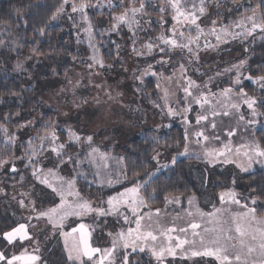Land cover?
<instances>
[{
  "label": "rangeland",
  "instance_id": "rangeland-1",
  "mask_svg": "<svg viewBox=\"0 0 264 264\" xmlns=\"http://www.w3.org/2000/svg\"><path fill=\"white\" fill-rule=\"evenodd\" d=\"M97 2L98 0H91L89 3L97 5ZM111 2L112 7H109L108 0H99V4L102 6L86 9L89 19L90 11L101 12L102 20L99 21L98 25L104 31L105 34L103 35L110 40L108 43L96 39L94 27L92 36L89 37L83 30L87 24L82 20L80 12L73 13L71 11V3L66 4L64 6L65 11L53 20V24H61L68 30V33H72L74 43L79 46L82 45L85 52L83 64H76L68 75L61 79H52L49 83L40 85L38 89V94L45 106L56 113V134L59 137L58 143L65 144L64 155L58 158L55 153L49 152L48 149L55 145L48 141H43V149L40 147L42 142L37 137L44 135L45 129H42L50 125L36 130L35 124L30 123L20 126L14 132H2L3 141L9 146L12 153L7 159L10 163L0 167V207L8 211L7 213H10L18 224H28V230L32 236L29 241L11 245L3 239V235L0 236V251H3L9 258L14 254L19 255L25 248L29 252L38 248L39 251L35 254L41 256L40 264H58L59 258L73 264L72 261L68 260L65 238L61 232H68L71 228L83 223L88 226L91 233L90 242L92 246L105 249L112 247L113 238L117 233L120 231L127 232L129 227L134 228V222L126 223L123 218L124 215H128L130 221H134L132 214L125 211L124 208H120L118 214L99 215L90 213L82 217H68L63 221V228L57 226L54 229L46 219H36V216L39 211H44L58 204L59 197L46 185L40 184L32 172L33 167H43L44 172L52 169L58 177L74 180L75 189L80 192V195L90 201L93 207H102L107 213L109 197H104L102 193L121 186L122 189L113 195L116 196L125 188L132 186L125 177L122 149L126 147L131 138L138 137L147 129L164 133L172 127H179L182 129L184 137L186 130L189 136V139L185 140V145L187 144L188 147L187 155H180L184 153L185 146L176 155H167L163 151L157 152L159 153L158 156L157 153L154 155L156 159H153V173L155 174L152 175V178L179 160L194 159L188 164L187 174L197 192L188 197L177 196L180 198V203L166 204L165 202L164 207L160 208L162 210L160 217L153 216L154 221L159 219L161 227L166 228L172 225L187 227L189 222H196L202 225V228L198 230L202 231L203 227L210 225L207 224L208 218L206 216L202 218L197 213V208L203 213L213 212L217 208L228 209L232 213H237L246 211L241 205L247 204L249 208L255 207L251 203L252 197L248 193L247 185L243 182V177L256 170L264 169V164L253 162L251 168L242 171L238 164L247 166V159L242 154L243 149L240 156L232 155L229 157L236 163L225 164L222 159L215 163H209L203 157L204 147L202 144L196 143L194 133L203 127L206 135L220 136L219 141H212L207 147L220 149L230 140V146L235 150L239 145L251 144L253 141L259 142L256 133L264 130V116L257 115L253 118L246 106L242 105L241 112L245 115V121L238 123L234 114L231 117H217L218 127L214 131L204 122L197 125L196 116L204 112V109L193 104L190 98L185 100L182 88L186 86V82L179 69L180 65L183 64L187 69V76L201 86V91L210 90L211 93L215 94L213 104L217 111H231V109H224L222 106L216 105V101L223 99L220 96L222 89L232 87L231 102H240L235 93L244 88L247 81H251L245 77L249 75L247 66L251 57L252 45L256 40L264 38V33L257 30L248 37L241 35L232 38L228 36L224 38L225 42L223 43H218L212 35L202 36L199 41V59H195L186 49H166L164 53H161L156 48L153 52L148 53L147 49L143 47L146 43H159L155 37L161 33L170 34L169 30L175 24L171 19V9L161 12L159 9L162 0H160V4H156L157 0H147L146 15L138 16L140 26L135 29V34L126 25H121L118 31L113 32L110 31L114 22L112 17L123 11V8L128 5V0H122V2L121 0H111ZM259 3L260 0L257 4ZM257 4L254 2L251 4V0H206L207 13L201 17L199 23L207 34L212 26V20H217V31H219L220 25H229L242 15H252L251 10L253 9L256 10V16L260 19L261 16H264V7L257 8ZM138 5L139 0H137ZM164 6L167 8L166 5ZM154 25L160 27L156 33L153 32ZM176 27L178 31H183L186 35H196L195 30L189 28L187 24L176 25ZM230 31L241 32L242 30L233 26ZM134 40L135 45H133ZM90 42L95 45L98 55L102 58L105 52L114 51L117 56V65L107 67L105 64L104 68L89 69L87 65L92 63L89 58L93 55V49L89 46ZM206 42L215 47L205 48ZM134 46L144 54L137 55L133 51ZM193 47L195 48V45ZM28 60H30L29 57L24 59L25 62ZM161 60L164 62L158 63ZM240 60L247 62L240 69L242 73L241 83L235 85L233 82L237 75L236 71L225 72L224 70L239 63ZM149 64L153 66L152 71L157 73L156 76H142ZM34 67L36 65H31L28 68L34 70ZM147 79H151L155 83L156 94L154 96L144 90ZM158 84L159 87H157ZM165 90L169 93L167 97H165ZM189 104H192L193 110L185 113L183 110ZM169 107L178 114L170 115ZM257 110L262 113L258 104ZM210 111L211 109H208L209 115ZM185 116L191 122L190 124L185 122ZM249 119H255L257 123L248 125L246 122ZM230 128L238 129L231 138L227 136L226 132ZM68 129H72L82 137L92 135V145L89 146L83 139L80 142H69ZM9 137H14V142H9ZM29 140H31V147ZM92 148H97L99 151L89 157L88 154L92 152ZM33 149L37 151L38 155L32 157V164L29 165L28 157L31 156ZM101 153L105 154L104 158H101ZM69 156H72V161L68 160ZM173 157L176 158L174 164L172 163ZM61 159L66 163H60ZM12 164L15 165V172L19 174V177H23V183L19 187L13 186L7 190L3 173L12 170ZM159 165H168V167H161L159 171H156ZM48 178L54 186H59V180L51 176ZM79 180L82 181V188L78 186ZM91 186H95V191L87 189ZM229 191H234L237 194L236 199L240 201V204L231 203L227 197H225V202L221 203L220 195ZM24 193L28 195L25 196ZM85 193L92 198L85 196ZM21 199L24 200L27 207L22 208L20 206L19 201ZM69 199L73 198L69 197ZM189 199L193 200L192 205L189 204ZM30 200L35 201L36 211L32 210V206L29 204ZM148 210L147 208L143 209V211ZM188 212H192V216L187 215ZM155 227L156 225L153 224V228ZM177 234L172 233V235ZM180 235L181 238H184L183 234ZM187 239H193L191 229L187 233ZM196 239V247H199V239ZM161 242L166 243V238L160 237L155 245L158 247ZM124 255H128L130 264L133 261L134 263L138 262V264L146 261L147 264H160L147 247L143 252H140L139 249L133 252L131 248L124 249L118 246L114 253L115 264H121ZM105 264L108 262L106 261ZM164 264H214V262L209 257L184 258L180 250H177V255L175 257L167 256Z\"/></svg>",
  "mask_w": 264,
  "mask_h": 264
},
{
  "label": "snow or ice",
  "instance_id": "snow-or-ice-1",
  "mask_svg": "<svg viewBox=\"0 0 264 264\" xmlns=\"http://www.w3.org/2000/svg\"><path fill=\"white\" fill-rule=\"evenodd\" d=\"M69 2L70 0H62L56 12L52 15L53 20L57 19V16L65 11L64 6L69 4ZM146 2L147 0H139V5L137 6V0H128V5L123 8V11L112 17L114 22L112 23L110 31H118L121 25H126L128 29L135 34V29L140 26L138 16L146 15ZM108 4L109 7H112L111 0H108ZM164 5H166L167 8ZM97 6H102L99 4V0L97 5L90 4L88 0H80L79 4L76 3V0H71V11L73 13H81L82 20L87 24V27L83 30L89 37L92 36L93 25L87 15L86 9ZM256 7H264V0H260V3L257 4ZM167 9H171V19L175 24L172 29L169 30L170 34L161 33L159 36L155 37V40L159 43L148 42L143 46L147 49L148 53L153 52L156 48H158L161 53H164L166 49H186L195 59H199V41L202 36L212 35L218 43H223L225 42L224 38L228 36L232 38L241 35L248 37L252 36L257 30L264 33V16L258 19L255 9L252 10V15H242L238 20L233 21L229 25H220L219 31H217V20H212V26L209 28L207 34L199 23L201 17L205 16L207 13L206 0H162V5L159 10L165 12ZM69 18L71 19V17ZM180 24H187L189 28L195 30L196 35H186L183 31H178L176 25ZM233 26L242 31H230V28ZM40 32L43 34V29H41ZM2 43L3 41H0V44ZM133 45H135V40L133 41ZM193 45H195V48ZM89 46L93 49V55L89 58L92 63L88 64L87 67L89 69L94 67L104 68L106 66L105 61L98 55V50L95 45L90 42ZM204 47L212 48L215 46L206 42ZM133 51L136 52L137 55L144 54L138 51L135 46L133 47ZM163 62V60L158 61V63ZM246 62V60H240L239 63L233 64L230 68L224 70L225 72L236 71L237 75L233 82L235 85L241 83L242 73L240 69L245 66ZM16 67L20 69L22 65L17 64ZM107 67H111V65H107ZM152 67L153 66L149 64L147 69L142 73V76H156L157 73L152 71ZM179 71L186 82V86L182 88L185 100L187 101L190 98L193 104L204 109V112L196 116L195 122L197 125H201L202 122H204L214 131L218 127L216 121L217 117H231L234 114L238 123L245 121V115L241 112L242 105L246 106L253 118L257 115L264 116V113H259L257 110L258 98L250 96L243 88L235 93L240 102H231L233 95L232 87L222 89L220 96L223 97V99L217 100L216 105H220L224 109H231V111H217L213 104L215 94L211 93L210 90L201 91V86L187 76V69L183 64L180 65ZM218 75H220V73H218ZM245 79L251 80L264 91V74L257 76L248 75ZM69 83H71V81H69ZM157 87H159V84ZM168 95V91L165 90V97ZM259 103L264 104V98L260 99ZM208 109H211L210 115L208 114ZM192 110V104H189L183 111L188 113ZM168 112L170 115L178 114L171 107H169ZM185 122L191 123L188 121L187 116H185ZM246 123L248 125H254L257 121L255 119H249ZM0 127H2V125H0ZM237 130V128L227 129V136L229 138L233 137ZM4 131L7 132V129H4ZM68 133L69 142H80L83 139L89 146L93 143L92 135L82 137L72 129H68ZM194 135L196 137V143L203 145V157L207 159L209 163H215L220 159H222L225 164L236 163V161L230 160L229 157L232 155L240 156L243 149L244 151L242 154L247 159V166L245 167L243 164H238L242 171H247L251 168L253 162L264 164V146L257 141H253L251 144L239 145L233 150L229 140L222 148L216 149L209 148L207 145L212 141H219V135H206L205 128L203 127H201L199 131H196ZM37 138L42 142L40 145L41 149H43V141H48L50 144L55 145L48 149L49 152L55 153L58 158L64 155L65 144L58 143L59 137L56 134L54 122L46 127L44 135H38ZM184 138L185 140L189 139L187 130ZM14 140V137H9V142H14ZM29 146L31 147V140H29ZM98 151L99 149L92 148V152L88 154L89 157ZM187 154L188 147L186 144L184 153L180 155ZM37 155V151L33 149L31 156L28 157L29 165L32 164V157ZM158 155L159 153H157V156ZM104 157L105 154L101 153V158ZM153 159H156V157H153ZM68 160L72 161V156H69ZM59 162L66 163L62 159ZM175 162L176 158L173 157L172 163L174 164ZM9 163V160L0 159V167H4ZM161 167H168V165H159L156 171H159ZM12 171H16L14 164H12ZM154 174L155 173H150L149 176ZM32 175L40 184L46 185L59 197L58 204L44 211H39L36 216V219H46L54 229L57 226L63 228V221L68 217H82L90 213L99 215L118 214L120 208H124L125 211L130 212L134 218V221H130L129 216L124 215V221L126 223L134 222L135 227H129L127 232L120 231L117 233L113 238L111 248L101 249L99 247H93L90 242L91 233L88 230V226L83 223L71 228L68 232H61V235L65 238V249L68 254V260L72 261L73 264H105L106 261L108 264H115L114 253L118 246L124 249L131 248L133 252L137 249L143 252L147 247L152 256L155 257L160 264H164V260L167 256L175 257L177 255V250H180L184 258L209 257L212 258L214 264H264V217H259L257 215L255 207L249 208L247 204H244L241 205V207L246 209V211L237 213H232L228 209L221 208L214 209L213 212L203 213L197 208L196 211L202 218L205 216L208 218L207 224L210 225L209 227H203L202 231H198L202 228V225L196 222H189L187 227L172 225L165 228L160 226L159 219L153 220V216L157 218L160 217L162 210L160 208L154 210L150 209L147 199L141 192V190L146 187L147 181L133 184L116 196H110L107 200L108 212L106 213L104 208L93 207L90 201L80 195V192L75 189L74 180H65L63 177H58L52 169L44 172L43 167H33ZM50 176L59 180L58 187L54 186L53 182L49 180L48 177ZM21 179H23V177H21ZM109 183H111V181H109ZM153 192H155V189H153ZM23 195L27 196L28 194L24 193ZM236 195L234 191L222 193L220 195L221 203H224L225 197H227L228 201L231 203L240 204V201L236 199ZM69 197L73 199H69ZM165 202L166 204L180 203V198L174 195L165 196ZM251 203L256 205V198H252ZM19 204L22 208L27 207L23 199L19 201ZM29 204L32 206V210L36 211L35 201L30 200ZM189 204H193L192 199H189ZM146 208L149 210L143 211V209ZM187 215L192 216V212H188ZM29 219H31V217H29ZM153 224L156 225L155 228H153ZM28 229V224L20 223L16 227H12L11 230L4 232L2 234L3 239L10 245L29 241L32 239V236ZM189 229H191L193 236L191 240L187 239ZM172 233L178 234L172 235ZM180 234H183L184 238H181ZM109 235L112 234L109 233ZM160 237L166 238V243L161 242L157 247L155 242H157ZM196 238L199 239V247H196ZM38 251L39 249L36 248L33 252H29L25 248L19 255L14 254L10 258L6 256L3 251H0V262H3V264H40L41 256L35 254ZM121 264H130L128 255H124Z\"/></svg>",
  "mask_w": 264,
  "mask_h": 264
},
{
  "label": "trees",
  "instance_id": "trees-1",
  "mask_svg": "<svg viewBox=\"0 0 264 264\" xmlns=\"http://www.w3.org/2000/svg\"><path fill=\"white\" fill-rule=\"evenodd\" d=\"M79 2L80 0H76L77 4ZM253 2L257 4L258 0H251V4ZM61 3L62 0H0V41H3L0 44V125H2L0 159L7 160L12 153L3 141L4 129L14 132L20 126L32 123L35 124V128L37 127L36 130H39L43 126L51 125L52 122L57 123L56 113L45 106L38 94L39 86L49 83L52 79H61L71 73L76 64H83L85 53L83 46L75 44L72 33H68L61 24H53L52 15ZM156 4H160V0H157ZM89 13L96 39L108 43L110 40L103 35L105 33L98 25L102 20L101 12ZM41 29L43 34L40 32ZM159 29V26H153V32L156 33ZM26 57L30 60L25 62ZM103 60L106 65H117L114 51L105 52ZM17 64H21L22 68L17 69ZM31 65L36 67L34 70L30 68L29 71L28 67ZM247 73L252 76L264 74V38L256 40L252 45ZM155 88L154 81L147 79L144 90L154 96ZM243 89L250 96L258 98V105L264 113V104L259 103V100L264 98V91L252 81H247ZM44 129L46 127L42 130ZM256 134L260 144L264 146V130ZM184 146L182 129L172 127L164 133L147 129L138 137L131 138L122 149L126 180L132 185L148 182L141 192L150 208L164 207L165 196L188 197L197 192L187 174L188 164L194 159L179 160L155 177L149 176L153 173V157L157 152L176 155L184 149ZM3 174L7 190L22 185L23 180L15 171L10 170ZM243 182L247 185L251 197L257 200L255 205L257 215L263 217L264 169L245 175ZM81 183L82 181L79 180L80 188H82ZM87 189L95 191L96 188L91 186ZM121 189L122 187L118 186L111 191L103 192L102 195L108 198ZM85 196H88L87 193ZM88 197L92 198V196ZM7 212L0 207V236L18 225L17 220ZM58 264H69V262L59 258ZM132 264L138 262L133 261ZM142 264H147V261Z\"/></svg>",
  "mask_w": 264,
  "mask_h": 264
}]
</instances>
